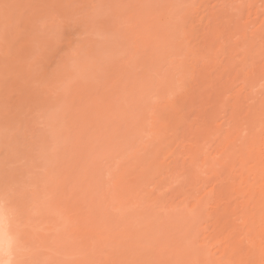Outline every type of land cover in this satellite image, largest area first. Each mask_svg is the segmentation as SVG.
Returning <instances> with one entry per match:
<instances>
[{"label": "rangeland", "instance_id": "374dc122", "mask_svg": "<svg viewBox=\"0 0 264 264\" xmlns=\"http://www.w3.org/2000/svg\"><path fill=\"white\" fill-rule=\"evenodd\" d=\"M256 1L262 17L264 0L230 5L222 0H0V196L8 192L12 202L2 219L10 237L4 257L8 264L18 259L29 264H130L141 254L149 264H165L166 257L147 250L151 239L186 248L190 237L182 216L178 221L156 208L178 194L185 170L172 179L168 167L162 174L156 171L141 184L137 204L119 210L111 199L112 178L125 170L127 182L139 180L140 164L132 160L130 165V155L149 137L138 124H146L153 106L170 98L175 79L190 63L186 50L174 47L184 38L182 30L194 33L195 50L201 49L209 38L205 16L220 15L216 26L229 35L237 9L245 15ZM5 4L11 6L7 25ZM92 4L97 7L91 21H81V6ZM257 18L251 16L252 31L258 30ZM109 34L122 36L124 43L110 47ZM252 40L256 47L250 61L264 66V34L257 31ZM237 47L234 70L242 67L243 52ZM226 62L221 59V65ZM241 87L238 80L234 89L250 92ZM252 94L263 97L264 88H252ZM233 102L229 97L228 103ZM193 107L182 109L189 119L199 103ZM223 120L221 115L218 123ZM182 135L183 129L174 125L169 137L181 140ZM69 203L76 207L67 209ZM12 206L18 215L11 213ZM81 213L94 214L99 228L125 230L143 247L132 250L121 242L117 247L127 252L125 257L107 260L103 250L81 245L70 228L69 222ZM17 225L27 237L23 253L14 246Z\"/></svg>", "mask_w": 264, "mask_h": 264}, {"label": "bare ground", "instance_id": "6f19581e", "mask_svg": "<svg viewBox=\"0 0 264 264\" xmlns=\"http://www.w3.org/2000/svg\"><path fill=\"white\" fill-rule=\"evenodd\" d=\"M225 1L230 5L235 0H222V3ZM251 1L246 0L248 4ZM256 3L255 8L245 15L236 7L239 17L231 25L229 35L216 26L220 15L210 13L205 16L204 27L209 38L203 41L201 49L195 50L194 33L185 34L187 27L182 30L184 38L174 47L186 50L190 63L175 79L176 88L170 98L165 97L161 104L153 106L154 115L146 124H138L149 137L130 155V165L134 164L132 160L140 164L136 171L139 180L127 182L125 170L113 175L111 199L119 210L118 207L124 204L127 207L137 204L136 200L144 190L141 184L147 183L156 171L162 174L161 169L168 167V178L172 179L179 177V170H185L187 176L178 194L156 208L173 214L178 221L182 216L189 235L186 237H190L186 248L183 249L185 246L181 244L166 246L160 237L151 239L147 245V250L159 258L166 257L168 262L165 264H264V96L256 98L252 94V88H264V66L250 61L256 47L253 35L257 31L264 34V4L260 10L262 17H259ZM251 16L258 17L257 31H252L255 26ZM237 46L243 52L240 58L242 67L234 70L232 65L237 62ZM225 57L228 62L221 65V59ZM238 75L241 76L238 79L241 88L250 92L234 89ZM228 93L231 95L227 96ZM175 96L180 99L178 104L174 102ZM229 97L234 99L231 104L228 103ZM196 102L199 109L189 119L182 109L190 105L194 106L193 111ZM95 114L98 116L96 111ZM221 115L224 120L218 123ZM174 125L183 129L181 140L177 136L169 137ZM74 206L69 203L66 208ZM91 215L87 217L81 213L69 222L81 245L103 250L111 262L119 260L125 252L117 247L122 245H119L121 242L132 250L143 247V244L131 241L123 229L115 233L95 226L94 214ZM9 238L4 220H0V264H8L4 257L8 254ZM141 255L135 256L130 264H149Z\"/></svg>", "mask_w": 264, "mask_h": 264}, {"label": "snow or ice", "instance_id": "6c2138e0", "mask_svg": "<svg viewBox=\"0 0 264 264\" xmlns=\"http://www.w3.org/2000/svg\"><path fill=\"white\" fill-rule=\"evenodd\" d=\"M4 20L5 24L7 25L9 21L11 20V17L8 14V9L11 7L8 4H5L4 6ZM97 5H85L81 6V11L79 13V19L84 22H89L92 19V11L95 9ZM108 43L110 47H117L124 43V39L122 36H112L108 35ZM11 199L10 194L8 192H5L2 196H0V220L3 219V213L6 208H8L11 205ZM11 213L15 216L18 215L19 209L15 206H12L10 208ZM27 237L26 234L19 228V225H17V230L15 232L14 237V246L18 252L23 253L27 250ZM9 264H29V262L25 259H18V260H10Z\"/></svg>", "mask_w": 264, "mask_h": 264}]
</instances>
